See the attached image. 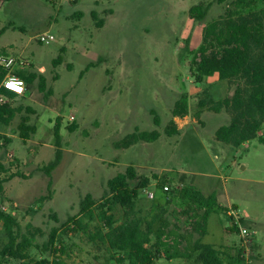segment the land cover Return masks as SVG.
Here are the masks:
<instances>
[{
	"label": "rangeland",
	"instance_id": "1",
	"mask_svg": "<svg viewBox=\"0 0 264 264\" xmlns=\"http://www.w3.org/2000/svg\"><path fill=\"white\" fill-rule=\"evenodd\" d=\"M232 1L0 0V55L26 62L14 66L11 76H33L24 95L6 101L19 113L9 125L0 124V181L6 180L0 190V213L16 225L15 244L26 239L29 246L21 251L24 260L0 256V264L50 263L53 258L63 264H117L74 231L73 221L83 205L101 203L108 181L129 167L154 191V199L148 200L142 188L136 201L145 222L152 223L155 264H175L169 263L173 251L185 247L192 252L194 241L202 240L207 212L199 200L211 196L202 192L221 194L233 203L231 209L240 208L241 225L257 232L248 250L251 264H264V144L260 143L264 128L260 141L221 154L213 144L214 132L229 117L224 111L216 115L201 109L199 101L206 97L202 92L206 88L213 100H220L234 87L212 83L213 78L197 83L192 74L204 27L228 8L234 9ZM193 7L199 9L200 14L193 13L201 15L199 20L191 18ZM246 8L262 9L264 0L249 2ZM44 34L54 40L47 45L38 42ZM57 57L59 65L54 64ZM183 98L187 122L173 120L171 113ZM22 119L36 128L25 143L18 138ZM172 120L177 126H190L167 136ZM136 131H156L159 138L118 147L123 137ZM56 152L60 159L47 174L44 168ZM163 186L169 192L162 193ZM161 195L158 204L155 197ZM224 211H229L227 206L220 207L219 212ZM220 217H210L214 241L221 240ZM184 235L195 237L187 245L177 243ZM7 242L0 223V250ZM240 243L238 236L226 244L239 254Z\"/></svg>",
	"mask_w": 264,
	"mask_h": 264
},
{
	"label": "trees",
	"instance_id": "2",
	"mask_svg": "<svg viewBox=\"0 0 264 264\" xmlns=\"http://www.w3.org/2000/svg\"><path fill=\"white\" fill-rule=\"evenodd\" d=\"M216 1L222 4L227 0ZM253 1L256 0L232 1L234 9L228 8L223 15L208 23L204 27L201 44L192 59V74L197 83L217 74L218 81L234 87L230 96L220 100H213L206 88L202 91L206 97L199 101L200 108H208L215 113L224 111L228 115V124L219 127L214 138L232 148L258 139L257 133L264 123V8L245 11L249 2ZM198 10V7L190 9L192 19L199 20L201 15H193ZM99 25L101 27V23ZM60 60L61 58L57 57L54 64L59 65ZM5 74L1 69L0 85ZM18 78L28 86L33 81L32 75L25 76L20 73ZM0 93L9 99L15 96L1 86ZM19 110L11 108L8 104L0 105V124L9 125ZM171 113L174 118H184L187 115L185 98L175 103ZM58 122L54 125V136L57 139ZM154 124L159 125L156 116ZM169 126L170 129L166 128L165 131L167 136L179 133L173 120ZM35 132L36 128L29 125L26 119H22L18 125V138L25 143ZM158 138L159 133L156 131H136L123 137L118 147L127 149L139 142H155ZM260 143L264 144V141ZM59 159V152H56L54 161L44 168L47 174L55 168ZM135 180L137 183L131 186ZM5 182L6 180L0 181V190ZM146 184L145 179L135 177L132 167L127 168L125 173L117 174L108 181L107 196L101 203L94 207L83 205L78 218L73 221V230L80 231L89 243L100 246L117 264H152L156 259L150 243L152 223L145 222L136 201L139 191L146 187ZM214 202L213 195L199 200L201 205L207 207L213 206ZM206 212L204 220L210 213L209 210ZM0 223L8 235V242L0 250V256L24 260L21 251L29 246V243L23 239L21 243L15 244L17 231L13 230L16 225L11 217L0 213ZM53 239L52 236L51 243ZM229 256L228 252L218 251L209 244L198 242L194 245L192 260L196 264H243L240 252L235 254L233 259ZM32 264L63 263L53 258L50 263L42 260Z\"/></svg>",
	"mask_w": 264,
	"mask_h": 264
},
{
	"label": "crops",
	"instance_id": "3",
	"mask_svg": "<svg viewBox=\"0 0 264 264\" xmlns=\"http://www.w3.org/2000/svg\"><path fill=\"white\" fill-rule=\"evenodd\" d=\"M216 75L217 74H215V75H213L212 77H208V78H205L206 80H207V83L209 82V79H211V78H213L212 79V83H215V82H217V83H222L221 81H218V76L216 77ZM211 84V83H210ZM230 96V95H229ZM201 109H203V108H201ZM219 114H222L221 112L220 113H216V115H219ZM188 117L189 116H185L184 117V121L185 122H187V119H188ZM177 118H173V120H176ZM174 122V121H173ZM192 122H195L194 120H192ZM228 123H225V125H227ZM5 126V125H4ZM177 126V125H176ZM187 127H189L190 126V124H187L186 125ZM224 126V125H223ZM187 127H180V126H177V129H178V131L181 129V128H183V131L185 130V128H187ZM219 127H221V126H218L217 127V129L219 128ZM262 128H264V123L262 124V126H261V128H260V130L262 129ZM216 129V130H217ZM216 130H215V132H216ZM260 130H259V132L257 133V135H258V140H259V138H260ZM214 132V133H215ZM138 144V143H137ZM214 146H216V148L217 149H220V151H221V154H223L224 156H227L231 151H232V147L231 146H228V145H224V144H222V143H220V142H218V141H214ZM244 144V143H243ZM136 145V144H135ZM132 146H134V145H132ZM132 146H130V147H132ZM225 150L226 151H228V152H226L227 153V155L226 154H224L225 153ZM225 165V164H224ZM226 166H230V164L229 163H226ZM202 194L204 195V196H207V195H213L214 197H215V202H214V204H213V206H211V207H207V206H205L204 207V205H202V211H207V210H209L210 211V213H209V215H208V217H207V219H206V225H205V232H203V236H202V240L200 241V243H203V244H209V245H211V246H213L214 247V249H216V250H218V251H224V252H230V250L232 249V248H230V247H228L227 246V242H229L230 240L231 241H233V240H235L236 239V237H238L237 235L238 234H235V233H237V232H234V229L233 228H231L230 227V223H231V218L227 215V212L228 211H224V212H222V213H224L227 217H228V221H225L224 219H223V215H222V213L221 212H219L220 211V207H222V206H227V208H228V210H230L231 209V207H230V204H233V203H230V202H228L227 201V198L225 197V196H223L222 197V195L221 194H218L217 196L214 194V193H211V194H204L203 192H202ZM155 199L157 200V203L158 204H162V201H163V196L161 195V196H159V197H155ZM238 210L236 211L237 213H238V215H239V217L241 216L240 214H241V210H240V208H237ZM233 210V209H232ZM235 211V210H234ZM213 214H218L219 216H222V220H223V227H222V234L220 235V241H214V240H211V239H213V236H214V234L213 233H211L210 232V229H209V221H210V217L213 215ZM240 219H242L241 217H240ZM243 220V219H242ZM224 230V231H223ZM236 230V229H235ZM228 231V232H227ZM219 235V234H218ZM233 235H235V237L233 236ZM195 236H190V235H184L183 237H180L179 239H178V242L177 243H179L180 241H182V244L183 245H185L186 243H188V241L191 239V238H194ZM157 238V237H156ZM157 241L159 242V238H157ZM196 243H198V241H194V245L196 244ZM221 244H223V246L221 245ZM187 245V244H186ZM180 247L178 246L177 247V249H179ZM182 251V252H181ZM181 251H179V252H175V251H173L174 253H172V254H170V256L171 257H173L171 260H170V262L169 263H172L173 261H175V264H196V263H194L193 262V260H192V255H193V251H194V247H193V250H192V252H188L187 250H185V247H184V249L183 248H181ZM188 252V253H187ZM237 252V251H236ZM176 253V254H175ZM232 253L233 254H235L234 253V250L232 249ZM174 259V260H173ZM156 262H153L152 264H155Z\"/></svg>",
	"mask_w": 264,
	"mask_h": 264
},
{
	"label": "built area",
	"instance_id": "4",
	"mask_svg": "<svg viewBox=\"0 0 264 264\" xmlns=\"http://www.w3.org/2000/svg\"><path fill=\"white\" fill-rule=\"evenodd\" d=\"M54 40L53 35H49V34H44V35H40L38 37V42L42 43V44H50L52 41ZM17 64H19V67H23L26 65V62L24 61H19L18 63L16 62V60L9 55H0V69H2L3 71L6 72L2 82H1V87L3 89H5L6 91H8L9 93L15 95V96H22L25 94L26 92V84L23 80L11 76V70L14 66H18ZM13 78H15V80L17 81H22V87H23V91L20 93H17L15 91L12 90H8L5 87V84L9 81H11ZM9 98L5 95V94H1L0 93V105H4L6 104V101H8ZM244 148H247V145L244 143ZM161 192L162 193H167L169 192V187L168 186H163L161 187ZM143 193L144 196L148 199V200H153L154 199V191L152 189H150L149 187H145L143 188ZM227 215L231 218V223H230V227L233 229H236L237 234L239 236V238L241 239V243H240V256L243 259V264H251L252 261L250 259V254L248 253L249 250V246L251 245L252 239L255 235H257V232H253L252 230H250L249 228L242 226L240 223V217L238 215V213L232 209H230L227 212Z\"/></svg>",
	"mask_w": 264,
	"mask_h": 264
},
{
	"label": "clouds",
	"instance_id": "5",
	"mask_svg": "<svg viewBox=\"0 0 264 264\" xmlns=\"http://www.w3.org/2000/svg\"><path fill=\"white\" fill-rule=\"evenodd\" d=\"M41 71H43V69H41ZM22 83H23L22 81H17V80H15V78H13L11 81H9L5 84V87L8 90H12V91H15L17 93H20L23 91Z\"/></svg>",
	"mask_w": 264,
	"mask_h": 264
}]
</instances>
